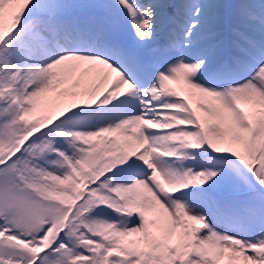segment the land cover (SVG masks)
Listing matches in <instances>:
<instances>
[{
	"label": "snow or ice",
	"instance_id": "1",
	"mask_svg": "<svg viewBox=\"0 0 264 264\" xmlns=\"http://www.w3.org/2000/svg\"><path fill=\"white\" fill-rule=\"evenodd\" d=\"M0 264H264V0H0Z\"/></svg>",
	"mask_w": 264,
	"mask_h": 264
}]
</instances>
